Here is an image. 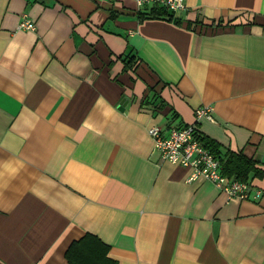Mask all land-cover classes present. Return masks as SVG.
Here are the masks:
<instances>
[{
	"label": "crops",
	"instance_id": "0c3cea01",
	"mask_svg": "<svg viewBox=\"0 0 264 264\" xmlns=\"http://www.w3.org/2000/svg\"><path fill=\"white\" fill-rule=\"evenodd\" d=\"M185 5L0 0V264H264V0ZM202 106L249 200L154 149Z\"/></svg>",
	"mask_w": 264,
	"mask_h": 264
},
{
	"label": "built area",
	"instance_id": "2783aa9c",
	"mask_svg": "<svg viewBox=\"0 0 264 264\" xmlns=\"http://www.w3.org/2000/svg\"><path fill=\"white\" fill-rule=\"evenodd\" d=\"M135 3L138 10L149 6L161 7L173 15L186 10L185 0H135ZM18 28L34 31L35 24L24 19ZM194 116V124L171 128L166 134L155 127L148 130V134L154 142V149L160 154L161 160L192 170L190 181L203 178L222 192L228 200L233 198L249 200L247 184L225 176L221 170V162L197 137V123L200 120L215 122L212 107H199L194 111ZM258 197L259 192L252 199H258Z\"/></svg>",
	"mask_w": 264,
	"mask_h": 264
},
{
	"label": "trees",
	"instance_id": "16d2710c",
	"mask_svg": "<svg viewBox=\"0 0 264 264\" xmlns=\"http://www.w3.org/2000/svg\"><path fill=\"white\" fill-rule=\"evenodd\" d=\"M150 17L152 18H159V17H167L172 19V15L169 14L168 12L164 10H153L150 14ZM241 23V22H240ZM238 23L237 25H245V24H254L256 23L255 19H249L246 20L245 24H240ZM244 23V22H243ZM233 22H228L226 23V26L232 25ZM213 24H211L209 27H212ZM262 27H264V22L260 24ZM217 27H223L222 23L219 22L217 24ZM198 131V129H197ZM198 133V139L204 144V146L220 161V156L218 153V145L211 139H208L202 134ZM220 158V159H219ZM225 163L223 165V174L228 176V177H234L235 180L241 181V182H246L248 174L250 171L255 170V175L256 177H261L262 172L261 170L257 171L256 168H254V162L252 159L248 158L245 156L242 152H234L229 150L226 154V159ZM72 256L73 254L68 251L67 253V259L69 262L73 264L72 261ZM114 264V263H112Z\"/></svg>",
	"mask_w": 264,
	"mask_h": 264
}]
</instances>
